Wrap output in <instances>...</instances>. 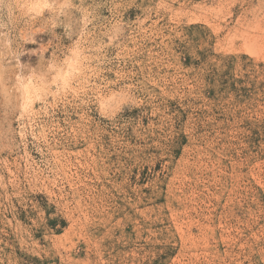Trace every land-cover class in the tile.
Listing matches in <instances>:
<instances>
[{
    "label": "rangeland",
    "instance_id": "374dc122",
    "mask_svg": "<svg viewBox=\"0 0 264 264\" xmlns=\"http://www.w3.org/2000/svg\"><path fill=\"white\" fill-rule=\"evenodd\" d=\"M0 264H264V0H0Z\"/></svg>",
    "mask_w": 264,
    "mask_h": 264
}]
</instances>
